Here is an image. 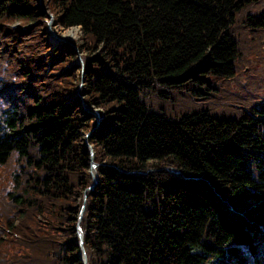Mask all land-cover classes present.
<instances>
[{"label": "trees", "instance_id": "obj_1", "mask_svg": "<svg viewBox=\"0 0 264 264\" xmlns=\"http://www.w3.org/2000/svg\"><path fill=\"white\" fill-rule=\"evenodd\" d=\"M77 225L88 264H264V0H0V264H83Z\"/></svg>", "mask_w": 264, "mask_h": 264}, {"label": "rangeland", "instance_id": "obj_2", "mask_svg": "<svg viewBox=\"0 0 264 264\" xmlns=\"http://www.w3.org/2000/svg\"><path fill=\"white\" fill-rule=\"evenodd\" d=\"M41 2V1H39ZM45 21L49 22L51 21L52 24H51V28H49L47 26V31H49L50 33V36H49V39L52 41V42H57V41H60L56 38V36L53 34V32L57 33L60 37L64 38V39H68V40H76V43H73L74 45V48L76 50V52L78 53L77 54V60L79 61V63L81 64L82 66V69H83V56H82V53L79 52V45L80 44H83L84 43V40L82 38V32H81V29L79 26H73V27H69V28H65L61 25H53V22H54V17L53 16H49V18H45ZM65 41V40H64ZM70 42V41H69ZM85 83V78H84V73L82 71L81 73V82L80 84L83 85ZM95 109H98L96 107H93ZM99 111V109H98ZM94 115V114H93ZM101 116V115H100ZM90 134V131L89 132H85V134L83 135V140H84V143L86 144L88 150H89V146L88 144H91L89 141H88V136ZM89 142V143H87ZM92 145V144H91ZM93 146V145H92ZM94 149V148H93ZM90 152V151H89ZM95 155V154H94ZM97 163V162H96ZM98 165V163H97ZM90 172H91V164H90ZM87 190H85V193H86ZM86 198V197H85ZM82 210H83V207H82ZM78 226V225H77ZM78 232V230H77Z\"/></svg>", "mask_w": 264, "mask_h": 264}, {"label": "water", "instance_id": "obj_3", "mask_svg": "<svg viewBox=\"0 0 264 264\" xmlns=\"http://www.w3.org/2000/svg\"><path fill=\"white\" fill-rule=\"evenodd\" d=\"M51 24L52 22L50 21L49 24H48V27L51 28ZM53 34L56 36V38L60 41H64L66 39L60 37L57 33L53 32ZM83 106H84V109L92 114L95 115V117L97 118V121H101V116H100V112L98 111V109H95L93 108L92 106H88L86 105V103L83 101ZM89 143V142H87ZM89 146V151H90V164H91V172H92V175H93V179H94V182L93 184L91 185L90 189L96 185V182L98 180V171H97V163L95 162L94 160V149H93V146L91 144H88ZM77 230H78V235L80 237V240H79V247H80V250H79V255H80V258L82 259V262L83 264H88V261H87V254H86V251H85V248H84V245H83V241H84V232H83V229L81 228L80 225L77 226Z\"/></svg>", "mask_w": 264, "mask_h": 264}, {"label": "bare ground", "instance_id": "obj_4", "mask_svg": "<svg viewBox=\"0 0 264 264\" xmlns=\"http://www.w3.org/2000/svg\"><path fill=\"white\" fill-rule=\"evenodd\" d=\"M83 108H84V106H83ZM85 110V109H84ZM86 111V110H85ZM87 113H90V112H88V111H86ZM92 114V113H91ZM97 119V118H96ZM99 122V121H98ZM93 182H94V179H93ZM96 184H97V182H96ZM94 188V186L90 189L89 188V190H92ZM79 250H80V247H79ZM78 256H79V258H80V255H79V252H78ZM81 259V258H80ZM82 260V259H81Z\"/></svg>", "mask_w": 264, "mask_h": 264}]
</instances>
